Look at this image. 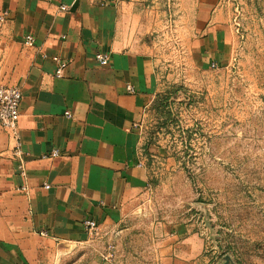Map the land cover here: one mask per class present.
I'll use <instances>...</instances> for the list:
<instances>
[{
  "label": "crops",
  "instance_id": "crops-1",
  "mask_svg": "<svg viewBox=\"0 0 264 264\" xmlns=\"http://www.w3.org/2000/svg\"><path fill=\"white\" fill-rule=\"evenodd\" d=\"M144 5L0 0V13L9 14L0 35V86L22 94L20 158L0 127V264H107L82 222L118 223L150 191L148 152L155 151L145 145L140 122L158 80L150 55L129 40ZM184 6L183 43L194 59L205 67L228 64L232 33L223 1ZM28 34L31 48L23 45ZM96 53L109 55L107 66ZM54 56L68 64L62 78L54 77ZM204 248L199 235L177 229L166 233L155 264H222L210 262Z\"/></svg>",
  "mask_w": 264,
  "mask_h": 264
},
{
  "label": "rangeland",
  "instance_id": "rangeland-1",
  "mask_svg": "<svg viewBox=\"0 0 264 264\" xmlns=\"http://www.w3.org/2000/svg\"><path fill=\"white\" fill-rule=\"evenodd\" d=\"M222 1L232 56L205 67L183 43L185 0H146L129 40L158 80L140 122L150 191L91 234L102 262L155 264L166 233L184 229L210 262L264 264V0Z\"/></svg>",
  "mask_w": 264,
  "mask_h": 264
},
{
  "label": "built area",
  "instance_id": "built-area-1",
  "mask_svg": "<svg viewBox=\"0 0 264 264\" xmlns=\"http://www.w3.org/2000/svg\"><path fill=\"white\" fill-rule=\"evenodd\" d=\"M69 8L66 4H61L59 6V10L64 12ZM9 14L6 11L0 13V35L4 28L5 23L7 22ZM23 45L25 47L31 48L34 46V37L32 35H25L23 39ZM53 62L56 63L57 67L54 71V77L62 78L64 75V71L67 68V62L59 59L54 56L51 58ZM96 61L101 66H107L109 63V55L105 53H96L95 54ZM214 67V66H213ZM127 91L129 93H134L132 87L127 86ZM22 101V94L18 88L9 87V86H0V127L10 136V138L14 141V156L20 158L21 150H20V142L18 139V121L20 118V105ZM68 114V113H66ZM57 156L56 152L51 153L50 157L54 158ZM18 171L21 177H25V169L22 164L19 165ZM20 191L25 192L26 187H21ZM84 229L92 234L98 229V224L94 220H84L82 222ZM42 236H46L45 232L40 233Z\"/></svg>",
  "mask_w": 264,
  "mask_h": 264
}]
</instances>
